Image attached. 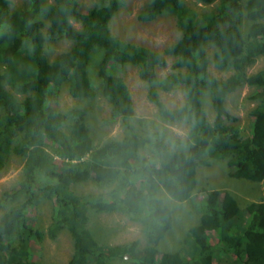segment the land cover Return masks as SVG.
<instances>
[{"label": "trees", "instance_id": "16d2710c", "mask_svg": "<svg viewBox=\"0 0 264 264\" xmlns=\"http://www.w3.org/2000/svg\"><path fill=\"white\" fill-rule=\"evenodd\" d=\"M197 1L216 4L198 11L185 0H149L138 10L142 22L164 13L175 17L180 35L160 51L111 33L109 22L120 0L85 9L78 0H26L16 8L10 0H0V170L9 153L23 157L20 179L3 191L9 202L0 214V264H40L33 255L35 245L64 229L73 240L66 264H110L125 254L135 264H213L220 258L264 264V198L242 206L228 189L200 187L202 199H191L197 166L212 160L225 162L236 180L264 184V68L248 71L264 55V0H246L243 7L238 0ZM241 9L249 21L245 31L239 25ZM62 38L70 41L69 48L49 59L45 41ZM208 44L215 49L211 59ZM168 55L174 57L171 71L159 77L157 69L167 65ZM210 61L229 74L213 75ZM126 64L135 65L139 78L150 84L147 98L163 121L188 125L186 150L168 148V132L158 126L146 133L132 128V99L119 74ZM92 68L111 117L121 118L127 130L95 148L87 125L89 106L61 111L56 105L64 82L73 97L95 95ZM243 85L255 87L249 98L258 100L246 136L226 107L227 96ZM178 88L184 101L167 106L160 91ZM205 98L214 112L211 121ZM145 148L148 157L140 156ZM88 179L111 188L77 193L73 185ZM158 188L177 201L190 199L192 211L199 214L185 229L181 251L156 247L173 218L168 201L156 195ZM45 197L53 207L42 230L30 221L28 209ZM109 210L139 222L148 246L138 250L137 240L99 243L87 226L89 213Z\"/></svg>", "mask_w": 264, "mask_h": 264}, {"label": "rangeland", "instance_id": "374dc122", "mask_svg": "<svg viewBox=\"0 0 264 264\" xmlns=\"http://www.w3.org/2000/svg\"><path fill=\"white\" fill-rule=\"evenodd\" d=\"M25 1L26 0H10V7L16 8L24 4ZM102 1L103 0H78L83 9L95 4H100ZM148 1L149 0H120V6L109 22L110 31L115 36L126 41L162 51L165 46L179 37L180 31L176 27L175 17L170 13L161 14L152 21H139L136 18L137 12ZM245 1L246 0H238V3L243 7ZM185 2L191 8L198 11L208 10L216 4H203L197 0H185ZM248 22L244 11L241 9L239 25L242 30L245 31L249 24ZM73 23L76 27L80 26L78 22ZM69 46L70 41L63 38L46 40L44 43L49 59H53L58 53L66 51ZM214 50L211 44L207 45L210 59ZM166 60L167 65L157 69L159 77L171 71L170 65L174 57L168 55L166 56ZM2 68L3 66L0 63V69ZM260 68H264V55L258 58L255 64L248 68V71H256ZM95 70L92 68V73L90 74L95 89L96 87L98 88L94 96L87 99L73 97L68 92L67 82H64L60 88L56 103L58 109L61 111H66L76 106H89L87 125L94 148L109 139L121 138L127 133L121 118L111 117V105L100 92V81L95 74ZM209 70L217 77H225L230 72L216 68L211 61L209 63ZM119 74L124 78L132 99L133 113L132 117L129 118L132 128L139 133H146L148 128H156L158 126L168 132L169 136L165 137L168 148L186 150L188 125L185 123H169L160 118L156 106L147 98L150 84L139 78L137 67L132 64L123 65ZM7 88L11 89L8 86ZM13 92L19 97L24 96L22 93ZM253 92H256L255 87L243 85L230 93L226 98V107L229 112L237 117L236 124L240 127L244 136L250 134V126L252 123L250 112L258 102L257 99L249 98V95ZM160 98L167 106L175 107L182 104L184 101V94L183 91L178 88L168 92L160 91ZM203 105L207 118L211 121L214 112L208 98L204 99ZM150 154L148 148L140 151V156L148 157ZM22 165L23 157L14 153H9L3 168L0 170V199L3 202V206L0 207V214L5 209L4 206L9 202L3 200V191L16 185L21 177ZM196 176L197 186L192 192L191 198L194 200H200L204 195V192L199 190L200 187L228 189L235 195L242 206H244L247 201H258L264 198V184L262 182L256 183L245 179L236 180L230 177L228 168L223 161L212 160L208 166H197ZM42 180L50 181L46 178H42ZM73 187L79 194L105 192L111 188L105 187L104 185L99 186L98 183L91 179L75 184ZM156 195L164 198L166 202L168 201L167 204L170 206L173 214L170 228L167 230L166 235L158 241L156 247L160 252L181 251L185 246L183 242L185 229L187 225L197 220L199 214L192 211L193 208L190 199L183 202L177 201L169 197L163 188H158ZM52 207V199L46 197L41 198L38 203L28 209L30 221L39 226L42 230H45L51 221ZM87 226L90 228L93 237L99 243L115 245L137 240L136 248L138 250H142L148 246L146 237L141 230V224L131 220L129 216L119 211L90 212ZM72 251V237L70 233L64 229L55 239H50L45 236L41 243L35 245L33 255L39 260L40 264H66ZM125 256L123 258H112L110 264H135L131 256L128 254H125ZM212 263L232 264L226 258H220L218 261L214 260ZM89 264L95 263L90 262Z\"/></svg>", "mask_w": 264, "mask_h": 264}, {"label": "water", "instance_id": "95a60500", "mask_svg": "<svg viewBox=\"0 0 264 264\" xmlns=\"http://www.w3.org/2000/svg\"><path fill=\"white\" fill-rule=\"evenodd\" d=\"M125 257H127V256H125Z\"/></svg>", "mask_w": 264, "mask_h": 264}]
</instances>
